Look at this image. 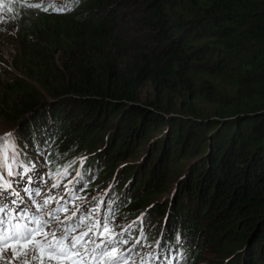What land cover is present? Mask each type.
Instances as JSON below:
<instances>
[{"label":"trees","instance_id":"obj_1","mask_svg":"<svg viewBox=\"0 0 264 264\" xmlns=\"http://www.w3.org/2000/svg\"><path fill=\"white\" fill-rule=\"evenodd\" d=\"M40 2L9 4L15 73L7 67L0 75V121L17 136L15 171L46 153L50 173L75 174L67 191L77 202L67 209L93 195L113 219L135 217L170 192L171 203L163 197L147 219L145 240L158 236L160 244L146 264H204L198 238L218 252L216 264H264V0H43L67 4L47 12L21 6ZM135 138L149 141L136 147ZM65 146L73 151L62 158ZM93 148L79 166L68 165ZM122 151L144 158L116 172ZM162 158L176 165L169 185L154 177ZM183 158L187 169L176 164ZM110 174L115 187L102 195ZM12 177L17 187L22 181ZM141 227L137 221L133 239Z\"/></svg>","mask_w":264,"mask_h":264},{"label":"snow or ice","instance_id":"obj_2","mask_svg":"<svg viewBox=\"0 0 264 264\" xmlns=\"http://www.w3.org/2000/svg\"><path fill=\"white\" fill-rule=\"evenodd\" d=\"M21 6L45 12L49 11V7L53 11L67 10V4L46 7L43 0L40 3H22ZM3 7V0H0V9ZM7 10L11 12L12 8L9 6ZM11 135L6 133L0 137V141H4L0 149V169L6 171L9 177L15 176L17 183L20 181L28 184L35 183L37 177L26 176L31 171L29 168H23L21 173H15L13 165L8 162L7 150L10 147L8 141ZM67 174L66 168L62 172L50 174V179L55 181L52 187H59L61 178ZM77 175L80 174L77 173ZM24 191L34 193L35 196L41 195L38 189L24 188ZM68 191L71 192L70 189ZM9 196L14 198L9 200ZM29 199L31 200V195ZM50 203H52V197L48 196L43 198L42 203L32 201L31 205L25 204L24 199L20 197V192L13 190L12 182L5 180L0 183V264L4 261L7 264H53V262L55 264H136L133 259V250L137 246H142V241L145 239L143 228L140 229L139 237L133 240L131 236L137 221H133L117 232L112 224L111 215H101L93 223L86 224V221L93 218L91 215L78 216L77 213L82 212L80 206L61 219L59 213H67V207L61 205L49 212H44L43 209ZM57 203L60 202L57 201ZM9 205H15V207ZM33 206L35 211L32 210ZM99 207L98 205L97 208L92 209V212L99 213ZM137 220L142 221L143 214ZM156 243L159 246L160 242ZM124 245L130 246L123 247ZM9 251L10 258L5 256V253ZM145 256L152 260L156 259L151 253H146ZM141 264H146L144 258L141 259Z\"/></svg>","mask_w":264,"mask_h":264},{"label":"rangeland","instance_id":"obj_3","mask_svg":"<svg viewBox=\"0 0 264 264\" xmlns=\"http://www.w3.org/2000/svg\"><path fill=\"white\" fill-rule=\"evenodd\" d=\"M26 1H35V0H26ZM14 0H3V5L4 7L2 9H0V17H2V19H0V75L3 72V70H5L7 67L15 73V69L13 68V60H14V56L16 54V47L14 44V41L12 40L13 36H15V27L13 25V23H11V19H12V14H10V12L7 10L9 7V4H13ZM7 5V6H5ZM152 94V90L149 88L148 85H145L143 88V95L144 96H148L150 97ZM78 107L76 106V112L78 113L77 110ZM68 117H70L71 119L75 118V116H71L69 115ZM81 119H85L88 118V116H84L83 114L80 116ZM76 119V118H75ZM105 121H111V119H109V116H106ZM105 126V125H104ZM111 129V127H110ZM107 130V129H106ZM105 130V132H106ZM6 133H11V139L8 141V144L10 145V147L7 150V155H8V162L11 163L13 165V171L15 173H19V171H15L16 167H17V163L19 162L18 159V153L16 151V143H17V136L14 135L13 129L7 125L4 124L0 121V137H3ZM111 131H108V133H106V135L104 136V138L102 137L101 141H99L96 144L97 148L101 147V144H99L100 142L102 143L103 141L105 142L106 139L108 138V136H110ZM118 137L115 138V141H117ZM147 141H143L142 143H140V140H138V138L135 139H131L130 140V144L136 146V147H144L145 145H147ZM4 145V141H0V149H2ZM65 148L67 149H63L61 156L62 158L65 157H69L71 155L70 151H73L71 146H68ZM134 148V147H133ZM98 150V149H97ZM97 150L93 149H89L88 151H90L89 153H80V154H76L74 155L73 159L70 160V162L68 163V165L70 163H74L75 161L78 162V166L83 162V160H85L86 157L90 156L91 154H94L97 152ZM66 152V153H64ZM121 154L119 155V160L117 161V166L114 168V170L117 172V170L119 168H122V165H128L132 168V166H134V164H138L140 163L144 156L143 154H137V157L133 155L132 152H127V151H122L120 152ZM46 153L40 154L36 157V159L34 160V164L33 167L32 166H28V168L31 170L29 172H33L35 174V177H37L36 182L37 184H34L33 186L31 184L25 183V181H22L20 184H17V190L20 192V197H22L25 201V204H32V201H35L36 203H42L43 198H46L48 196L52 197V203H50L49 205H47V207L45 208L47 210V212L51 211L52 209L55 208V205L60 197V199H62L60 201V203L57 206H61L63 205L64 207H66L67 202L70 201H74L77 202V195L76 196H70L69 192L67 191V184L69 182H66L63 184L62 181H65L67 179H69V181H72L75 177L74 172H71L69 170V168H67V175L62 177L60 180V184L59 187L53 188L52 184L55 183V181L53 179H50V171L48 170V168L46 167V162L43 160V157H45ZM142 155V156H141ZM12 156V157H11ZM204 156V155H202ZM15 159V161L13 162V160ZM160 161V160H159ZM189 162V161H188ZM157 163V159H154L151 162H147V168H151L153 167L155 164ZM177 166L178 164H182L184 165L182 167V169H187L188 165L190 163L187 164V161L183 159H179L177 161ZM70 166V165H69ZM97 166H100V164H97ZM175 164L170 163L168 164L167 162L164 161V159L162 158L159 166H158V170L155 173V178L157 179H162L164 181L167 182V184L169 185L170 182H172L173 178L176 176L174 174V169H175ZM19 168V167H18ZM94 166L91 167V169H93ZM65 169V167H64ZM63 169V170H64ZM114 171V172H115ZM113 172V170H112ZM119 173V172H118ZM38 174V175H37ZM120 174V173H119ZM144 176V175H143ZM0 177H2V179H0V183H3L6 178H7V173L6 171H4L3 169H0ZM14 177V176H13ZM13 177L11 178L12 180H14L15 182L17 181V178L13 179ZM111 179L109 180L110 182H107L102 191H99L100 194H105V192L108 190V188L111 185H114L115 187V182L113 177L110 174ZM123 177H125V175H123ZM10 180V179H8ZM126 180H129V177H127ZM7 181V180H6ZM124 184L126 182H123ZM136 184V178H134V182L131 183V187L134 188ZM77 185V183H76ZM71 187L73 188V184H71ZM113 187V188H114ZM24 188H28V189H38L41 193L40 196H35L34 193H26L24 191ZM11 191V190H10ZM138 190L135 189V193H137ZM31 195V200L29 199V196ZM29 199V200H27ZM92 196H87L86 198H84L82 201H78V205L80 206L82 209V212H78L77 215L78 216H87V215H91L92 216V220L86 221V224H91L93 223L98 217L99 215H104L105 214V208L103 209H99V213H93L92 209L97 208L98 205H93V200H92ZM164 197V201L167 203H171L169 201H171L172 199V195L170 192H166L163 195H158L156 198H153V203L146 205L145 207L141 208V210H139L137 213V215L135 217H130L128 216L127 218H114L112 219V224L115 228V230L117 232L121 231L122 228L126 227L128 224H131L133 221H138L139 224L142 226L141 228H143L144 230V235L146 234V224L148 223V218L151 219V210L152 207L154 206L155 203H159ZM14 197L9 196L8 199L11 200ZM168 199V201H167ZM166 205V204H165ZM10 207H15V205H9ZM76 206V207H77ZM76 207H74V209H72L70 207L69 210H71L70 214L73 211H76ZM34 208V206H33ZM58 208V207H56ZM68 213V212H67ZM68 214V215H70ZM143 214V220L139 221L137 220L138 217H141ZM61 219H63V217L65 215H67L64 212L59 213ZM150 229L153 230V228L151 227ZM149 229V230H150ZM140 234V232L138 233V235ZM138 235L136 237H138ZM134 237V239L136 238ZM158 237V236H156ZM154 238V239H150V241H146L145 239L142 241V246H137L136 249L133 250V252H136V254H140V258L138 260H136V264H141V259L144 258L145 260L147 259L148 261L151 259L150 257L145 256L146 253H151L153 256L157 257V241L158 238ZM133 239V240H134ZM189 241V240H188ZM131 243V242H130ZM198 245L196 246V249L200 251V262L204 264H216L218 263L219 260L218 259V252L216 253L215 251L211 250L210 246H206L203 247L202 246V242L199 240L198 238ZM220 245L223 244V240L220 239ZM130 245H124L123 247H129ZM203 247V249H202ZM5 256L10 258L11 257V252H7L5 253ZM203 258V259H202ZM164 261V260H163ZM3 264H7L6 261L3 262ZM53 264H55V262H53Z\"/></svg>","mask_w":264,"mask_h":264}]
</instances>
